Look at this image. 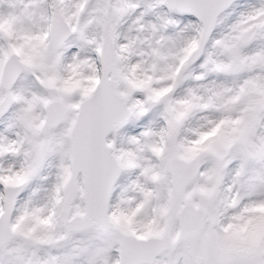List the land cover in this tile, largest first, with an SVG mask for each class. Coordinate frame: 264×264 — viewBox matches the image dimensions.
<instances>
[{"label": "snow or ice", "instance_id": "1", "mask_svg": "<svg viewBox=\"0 0 264 264\" xmlns=\"http://www.w3.org/2000/svg\"><path fill=\"white\" fill-rule=\"evenodd\" d=\"M0 264H264V0H0Z\"/></svg>", "mask_w": 264, "mask_h": 264}]
</instances>
